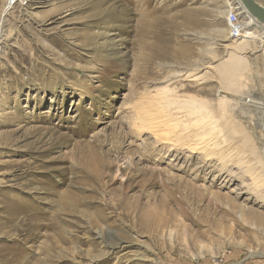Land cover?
Segmentation results:
<instances>
[{"label": "rangeland", "instance_id": "374dc122", "mask_svg": "<svg viewBox=\"0 0 264 264\" xmlns=\"http://www.w3.org/2000/svg\"><path fill=\"white\" fill-rule=\"evenodd\" d=\"M230 2L0 0V264H264V25L231 38ZM165 87L247 139L155 150Z\"/></svg>", "mask_w": 264, "mask_h": 264}, {"label": "bare ground", "instance_id": "6f19581e", "mask_svg": "<svg viewBox=\"0 0 264 264\" xmlns=\"http://www.w3.org/2000/svg\"><path fill=\"white\" fill-rule=\"evenodd\" d=\"M232 2L236 4L235 7L239 5V15H244L246 18V23L242 26V35H244L248 28L254 23V19L248 14L241 13L243 8L240 0H232ZM232 2H230V4ZM261 31V37L264 39V29ZM247 42L243 39V41L240 42L241 47L238 48L240 50L245 49L248 45ZM261 47L264 54V44ZM231 54L233 57L230 55L224 63H218L214 66L215 72L217 71L221 77L227 81H235L236 78H239L241 70L245 66V61H243L241 57L235 56L236 52H231ZM227 85H232V83H227ZM166 92H169V89L166 87L163 89V92H159L162 94H159L161 96L166 94L165 97H161L163 99L162 104H160L161 107L156 106L154 108H149V114L145 116H143V114L139 115L140 113L137 114L136 128L152 131L155 140V150L160 148V150L168 151L178 149L180 151H190L192 153L201 152L205 154V158L209 161L224 154L225 162L227 156H229L230 147L226 148L224 144H230V140L234 138L235 135L239 136L241 141L247 139V132L239 129L236 131V129H234L233 133H228L227 137H223L224 139L220 142L216 140L217 143L213 144L211 142L213 141V136L216 135V132H222L221 126L217 124V120L215 119L214 109H212L213 106L206 100H200L198 98H175V95H171V97L170 92L168 94ZM220 100L223 102L225 99L221 98ZM248 101L258 103L252 99H248ZM222 105L224 106V102ZM162 124H167L169 128H174L175 131L171 133L168 128L160 126ZM191 132H194L195 135H190ZM236 133H240V135ZM239 148L240 144L234 145L232 150L237 151Z\"/></svg>", "mask_w": 264, "mask_h": 264}, {"label": "built area", "instance_id": "2783aa9c", "mask_svg": "<svg viewBox=\"0 0 264 264\" xmlns=\"http://www.w3.org/2000/svg\"><path fill=\"white\" fill-rule=\"evenodd\" d=\"M20 0H10L11 5ZM239 5L236 8H231L227 16V28L231 38L240 39L242 37V19L239 16V11L237 10ZM3 33V23L0 20V42L1 36Z\"/></svg>", "mask_w": 264, "mask_h": 264}, {"label": "water", "instance_id": "95a60500", "mask_svg": "<svg viewBox=\"0 0 264 264\" xmlns=\"http://www.w3.org/2000/svg\"><path fill=\"white\" fill-rule=\"evenodd\" d=\"M242 14H248L259 24L264 25V6L257 0H240Z\"/></svg>", "mask_w": 264, "mask_h": 264}, {"label": "crops", "instance_id": "0c3cea01", "mask_svg": "<svg viewBox=\"0 0 264 264\" xmlns=\"http://www.w3.org/2000/svg\"><path fill=\"white\" fill-rule=\"evenodd\" d=\"M260 4H262L264 6V0H257ZM259 27V26H258ZM262 26H260L261 29Z\"/></svg>", "mask_w": 264, "mask_h": 264}]
</instances>
